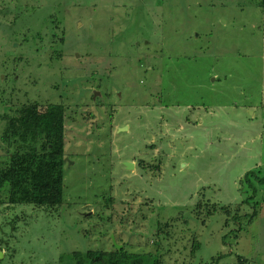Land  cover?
Returning <instances> with one entry per match:
<instances>
[{"label": "rangeland", "instance_id": "374dc122", "mask_svg": "<svg viewBox=\"0 0 264 264\" xmlns=\"http://www.w3.org/2000/svg\"><path fill=\"white\" fill-rule=\"evenodd\" d=\"M30 102L63 113L62 202L0 187V264H264V0H0V116Z\"/></svg>", "mask_w": 264, "mask_h": 264}, {"label": "trees", "instance_id": "16d2710c", "mask_svg": "<svg viewBox=\"0 0 264 264\" xmlns=\"http://www.w3.org/2000/svg\"><path fill=\"white\" fill-rule=\"evenodd\" d=\"M62 110H40L35 102L23 104L14 114H2L5 128L0 137L4 145L0 155V187L7 185L4 201L8 205H26L37 209H57L62 202L64 164V125ZM251 195L256 185H264V172H247L240 180ZM244 204V202H243ZM252 204L256 203L252 201ZM215 211L216 207L213 206ZM219 210L226 211V207ZM193 246V250H194ZM74 264H159L152 254L131 253L124 246L110 251L88 250L73 253Z\"/></svg>", "mask_w": 264, "mask_h": 264}, {"label": "water", "instance_id": "95a60500", "mask_svg": "<svg viewBox=\"0 0 264 264\" xmlns=\"http://www.w3.org/2000/svg\"><path fill=\"white\" fill-rule=\"evenodd\" d=\"M116 248L119 250L121 247L117 246Z\"/></svg>", "mask_w": 264, "mask_h": 264}]
</instances>
